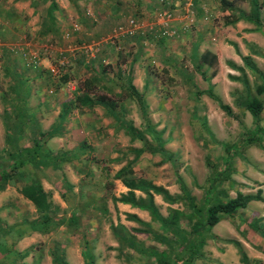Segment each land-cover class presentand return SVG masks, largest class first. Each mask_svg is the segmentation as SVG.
<instances>
[{
	"label": "crops",
	"instance_id": "0c3cea01",
	"mask_svg": "<svg viewBox=\"0 0 264 264\" xmlns=\"http://www.w3.org/2000/svg\"><path fill=\"white\" fill-rule=\"evenodd\" d=\"M12 1L13 0H11V2ZM25 1L27 3L25 5L26 8H24L23 11H21L22 4H20L21 6L13 5L17 2H12V4H8L7 6L5 5L4 9H1L0 15L3 14V17L0 16L2 21H0V24L5 25L7 28L12 26L18 27L17 25L21 24V27H24L23 30L27 32L30 28L26 24L30 22L31 24H34L35 29L37 30L36 34L39 35L38 37L55 38L60 35L63 38H67L68 35L66 30L61 32V26H63V24L60 20L61 17H64L66 11L70 12V2L74 3V1L77 2V0H60V2L58 0H52L55 3V8L52 11L54 16L53 26L55 30L53 32H47L43 35L41 33L39 34V29L42 25L41 23L46 22L45 15L49 0ZM33 1H37L38 4L36 6H29L32 5ZM64 1L65 3L68 2L69 6L67 3L65 4ZM137 3H143L144 8H147V6H149L148 4L151 2H149V0H135L136 8ZM183 3L184 1H181L180 3H177V5H172L175 7L173 8L175 20L172 23V26L175 29V35L172 36L174 39L171 40V43L162 44V51L166 50V55L162 58L165 59L163 61L171 63L174 59L180 61L181 59L186 58V56H189L188 59L191 61L190 64L194 67L196 64L198 65L199 55L204 51H208L215 55L216 65H219L221 61H224L225 63V61L229 60L235 65L242 66L241 56L248 55L250 58L259 56V54L254 50H258L257 46H264V37H258L257 32L260 33V31L255 30L257 32H254V30L249 29L252 27H250V21L248 19L239 18L234 22L228 23H225L226 20L212 21V19L209 18L211 17V13L208 9L207 2H205V9L195 5L191 8V12L186 11ZM36 10L39 11L37 12ZM227 10L228 9L220 11L227 13ZM80 14L83 16L86 14L84 11L83 13H76V16L79 17L78 19L82 22L85 16H80ZM89 14H91V17L87 16L86 18L90 19V22L93 23L95 15L93 12ZM236 15L238 16L237 13ZM36 17L38 18V21ZM141 20L143 23L145 22V20ZM76 27L80 28V25L73 22L72 29L75 30L77 29ZM18 31L20 30L18 29ZM142 31L149 33V35L152 34L150 33L151 31L144 28L139 30L138 34ZM154 32L157 36L159 35L164 38L157 28L154 29ZM4 35L10 36L11 33L6 32ZM1 38L3 37H0V82L3 83L4 89L0 90V156H3V158L6 159L4 163L6 168H8L9 164L11 166L12 160L16 157H20L23 164L20 169L21 176L8 180V182L0 190V208H3V216H0V219L2 218L7 220L12 217L9 216L10 211L16 212L14 211V195L12 193L16 191L14 183L22 180L24 182L23 184H25L28 182L26 179L31 176L36 177L43 190L48 193L50 201L52 203L54 202L60 211L56 214V217L59 219L65 218L69 220H72L74 216H78V218H80L81 214L79 209L82 211V206H85V208L86 206H91V209L98 214L97 217H102V223H104V220L109 221L107 223V228L102 225L98 229L101 232L104 228V230H102L103 235L107 234L112 237V241L110 240L107 245H110V249L114 251V257L117 255L119 257L118 259L126 261L125 264H143V260L146 257L150 258L143 255L141 251L143 247L151 246L156 247L158 250H161L164 247L162 244L152 240L146 233L132 231V227L141 228L143 225L134 220L127 219L124 213L134 214L139 220L143 222H150L148 212L137 207H132L129 203H122L119 201H115L113 203L111 201V196L118 197L120 193H124L127 190V188L122 185L120 179L113 178V173L122 166V147H114V150H112L111 145L113 143L110 142L113 137H116V140H118L120 142V146H122V127L120 126V122L122 120V101L118 102L116 105L119 109L118 114L117 111H115L118 118L116 116H112V114L108 111L107 102L100 101L96 103V100L92 99L94 98L92 97L93 92L88 93V97L92 99V103H90L92 105L90 107L87 105L75 106L73 103L69 110L64 113L62 109L67 107L71 100L73 102V95H79L83 89L75 86L71 81H65V83L60 84L62 86L57 89H54L51 86L48 87L47 85L33 86L32 84L29 87L25 84V81H27L28 78H26L24 83H22L19 72H21L23 68L20 69V67L18 70L14 69L13 66H15L16 62L20 66L21 64L24 66V62H26L28 66L31 65L33 68H37L39 66L37 68L39 70L38 72L41 74L45 72L47 74L48 70L46 69V66L49 61L51 62L52 57L42 56L38 58L36 52L31 49L30 40L23 39L17 42H5ZM225 38L230 41L224 43ZM143 43L146 44L148 41L145 40ZM144 49H146V47ZM27 51V55L23 54ZM134 51V54L130 56L126 55L124 63L125 69L122 68V75H126V78L128 76L136 91L142 93L144 87H142L143 83L140 81V74L143 70L139 62L142 56L145 57L148 54H152L154 51L151 50L148 53H143L137 49ZM156 51H158V47ZM31 52L34 53V56H32ZM8 53L10 56L6 55ZM79 53L85 56L80 50ZM14 56L21 57V61L18 59L19 57ZM91 56H94V54L92 53L85 56V60L83 58H79L84 67L87 66L85 65V62L91 61L89 58ZM30 57H35L38 61L37 64L30 62ZM63 57L64 56L60 58V62L62 60L64 61ZM225 66L228 68L223 72V77L227 80L224 89L226 90L229 86H231L232 88L234 87L235 90V87L238 85L234 82H238L239 84L241 83L239 80L229 78L228 75L237 76L239 75V72L230 68L226 63ZM211 67L212 66L203 64L200 71L206 72V70ZM85 71L86 75L89 74L87 78L95 74L93 69L92 73L88 69ZM64 72L65 71H63V73ZM79 72H81V70ZM262 72L264 73V71ZM28 74L32 75V73ZM48 75L51 77L50 74H47V76ZM206 78L207 76H205V79ZM207 79L209 84L205 83V89L203 88L202 91H206L208 88L213 90L215 86H218L217 81L221 79V76L219 72L212 71ZM35 80H38V78H35ZM126 85L127 83L123 89L125 88L127 90ZM232 88H230V90H232ZM121 90L122 84L120 88L117 87L116 91L120 92ZM92 91L95 90L93 89ZM214 94L217 95L220 100L223 99L221 93L219 94L222 98L217 94V92H214ZM226 96L228 97V94H226ZM231 99L234 100V96L231 97ZM232 100H223L224 102L222 100L221 101L230 106L233 115L231 106ZM211 101L214 102V100ZM244 111L250 120L253 121L249 112L245 109ZM102 114L104 115L102 116ZM260 114H262V111ZM205 117L208 122L207 114ZM57 124L60 126L58 127ZM100 125L102 126L100 127ZM54 126H57L56 133L51 136L46 135V132ZM104 126H106V128H104ZM33 141L36 142V145L32 144ZM252 152L255 154L257 164L263 165L259 168L260 171L258 172V176H256L258 178H253L257 182L254 189H251L254 191L237 190L242 193L253 194L257 189H260V195L264 198V155L262 153ZM34 155L36 160L31 161V158L34 157ZM232 156L235 155H231V158ZM117 157L119 161L118 166L107 173L103 163H100L106 158H110L108 160L110 161ZM185 158L188 159V162H184L182 169L189 168L191 170H196V162L191 165L189 163L190 157L185 155ZM231 161L233 160L231 159ZM219 163L223 164L222 158L218 164ZM231 164H235V162L233 161ZM2 166L0 167L2 168ZM196 167L200 168L201 166L199 165ZM176 177L180 176L177 175ZM181 180L187 187L190 195L194 196V193L191 192L190 188L192 181L188 179ZM151 182L156 185L163 186L167 192L173 196L180 194L177 180V185L174 186H167L164 182H155L154 180ZM204 187H206L205 184L200 186L199 198L203 196ZM220 187L222 189V183L220 184ZM217 193L218 194L216 196H220V198H222L221 192ZM134 194L136 197L144 196L138 190H134ZM234 194L232 196L228 195V197H233ZM78 199L79 201L82 199H88V202H91L90 199H92L93 202H83L82 206L78 208L76 205ZM25 200L31 204V202L26 198ZM100 200L102 203H99ZM160 201L168 207H172V204L174 203H167L162 200L160 195L153 194V202L157 206L158 212L162 216H165L167 214V210L166 212H162L159 209L158 202ZM69 208L70 211L68 212ZM172 208H176L177 210L182 209V207L179 208L178 206ZM23 219L25 218H22V220ZM255 219H257L259 224L264 228V202L251 200L247 203L246 207L239 210L235 216H222L218 222L209 228L207 233H204L206 238L202 246L197 248L198 255H195L188 250L185 251L189 255H194V259L188 264H243L239 260V253L236 246H234L231 242H225L226 239H234L239 242V245L247 258L246 264H264V236L260 235L258 231L249 226V223ZM90 220L92 221L97 219L95 216H92ZM76 221L74 223L71 222L69 226H78ZM117 222L125 227L124 236L128 239L133 237L136 241L133 244V248L128 246L129 241H124L120 247L118 241L113 237L109 225L111 223L116 224ZM98 224H89L87 230H85V235H83L82 232L84 230L77 227H71L70 231L72 233H70V235L72 236L79 235V231L81 237L85 236L88 243L91 244V251L95 256V264H97L95 250L97 251L100 249L99 243L96 244V236L97 234H100L99 231H97ZM63 225H66V223L60 224L57 227ZM151 225H153V223ZM3 226L7 225L4 224ZM8 226L10 227L9 229L8 227L0 229V239L5 238L7 234H13L11 231H16L12 224ZM26 227L28 229H26ZM215 227L218 228L217 231H215ZM188 228L189 227H187V229ZM17 230V234L20 236L18 246L21 251L17 249H15V251L12 250V256L16 255L15 252L23 253V256L21 255L23 259L26 256L25 253H27L25 249L22 250L26 240H28L31 236L36 237L37 235H47L51 232V230L47 232L32 231L30 230V226L25 223H23L21 227L18 226ZM0 243L4 242L0 241ZM118 244L122 250L121 254H119L117 249ZM4 246L6 250H9L11 247L10 244ZM62 246L64 247H62L63 250H66L67 253H69V258H71V260L72 253L73 257L79 260V264H82L80 252L84 248L83 242L79 246H73L71 244ZM193 250H195V247ZM122 253H124V256H122ZM150 260L153 261V258H150ZM49 264H52L50 255Z\"/></svg>",
	"mask_w": 264,
	"mask_h": 264
},
{
	"label": "rangeland",
	"instance_id": "374dc122",
	"mask_svg": "<svg viewBox=\"0 0 264 264\" xmlns=\"http://www.w3.org/2000/svg\"><path fill=\"white\" fill-rule=\"evenodd\" d=\"M58 1L60 2V0ZM223 1L231 3L232 7L237 9V12L239 11V13L241 12L243 15H247V17L249 16V0ZM12 2H17L13 5L18 6L22 4L21 11L26 8L25 5L27 2L25 0H13ZM12 2L11 0H0V13L5 5L12 4ZM149 2L151 3L148 4L149 6H147V8H144L143 3H137L136 8L135 0H77V2L74 1V3L70 2V6L68 2H66L70 12L66 11V14L64 17H61L60 21L63 24V26H61V32L66 30L68 35L67 38H63L60 35L56 36L57 38L38 37L39 35L36 34L37 30L34 24L30 22L26 24L30 28L27 32L23 30L24 27H21V24H18V27L12 26L8 28L0 24V33H3L0 34V37H3L1 39L5 42H17L23 39L30 40L31 49L36 52L38 58L42 56L52 57L46 69L51 64H59L60 58L64 56V63L63 65L60 64L61 70L59 76L53 78L49 77V75L47 76L49 73L46 74L43 72L41 74L38 72L39 70L37 68L39 66L33 68L30 63V66H28L26 62H24V66L22 64L20 66L16 62L13 68L16 70L20 67V69L23 68L22 71L19 72L20 80L24 83L26 78H28L25 84L29 87L33 84V86L47 85L48 87L51 86L57 89L62 86L60 84L65 83V81H71L75 86H79L82 80L87 79L89 75H86V69L91 73L92 69L94 71L100 70L101 78L95 82V91H92V97L103 96L105 102L115 105L114 107L117 114L119 113V109L116 105L118 102L122 101V118L130 121L131 124L140 131L142 137V140H130L129 136L122 130V146H120V142L116 140V137L110 140V142L113 143L111 145L112 150H114V147H122V165L133 156L132 152L129 150L130 148L141 147L144 144V140H148L150 143L154 144L153 138L147 130L148 128H144L145 120L140 116L135 100L128 95L125 88L123 89L127 83L126 75H122V68L125 69V57L126 55L130 56L134 54L135 49L143 53H148L151 50L154 51L155 53L153 52L145 57L142 56L139 62L143 70L140 74V81L143 83L142 87H144L142 94L144 95L147 106V120L153 129L160 133L159 137L163 141V151L159 153L143 152L132 164L134 176L143 177L150 181L164 182L167 186H174L177 185L176 176L179 175L183 180L188 179L192 181L190 187L191 192L194 193L193 197L195 200L199 201L202 198H199L200 186L207 182L212 170H224L222 173L218 172L220 176H224V174L230 170L231 182L225 181L222 183V188L225 189L227 196H232L237 189L242 191H254L251 189H254L257 182L253 178H258L256 176H258V172L260 171L259 168L263 165L257 164L255 154L252 151L264 155V140H261L260 143H247L246 138L250 137L252 131H254V122L247 116L244 108L237 105L236 101L231 99L233 96L236 100L243 98L245 96V89L241 81H239L241 84L234 82L238 85L235 87V90L234 87L232 88L231 86L226 90L224 89L227 80L223 77V72L228 68L225 66L224 61H221L219 65L214 64L215 66L213 65L210 69H207L205 76L208 78L212 71L220 73L221 79L217 81L218 86H215L212 91L217 92L221 98L223 96V99H221L222 101L232 100V116L226 115L216 106V102L211 101L212 99L208 98L205 92L202 91L205 87V83L209 84V81L207 78L205 79L200 76L201 73L199 69H195V67L191 66V61L188 59L189 56H186V58L180 61L174 59L172 61L173 63L163 61L165 59L162 58L166 55V50L162 51V44L171 43V40L174 39L173 37L162 38L159 35L158 37L154 32L155 26L152 27V30H149L151 31L150 33L155 36L152 34L149 35V33H145V31H142L140 34L137 32L132 36L118 34L120 31L118 27L125 25V20L129 16L145 20L144 29H147L146 25L154 22V14L162 6L158 0H149ZM206 2L211 13V17L209 18L212 19V21L229 19V16H227L229 13L228 10L227 13L220 11L224 10L221 0H206ZM256 2L258 4L260 23L256 25L254 22H250L249 25L252 28L249 29L254 30V32H257L255 30L260 31V33L257 32V35L261 38V36L264 37V0H256ZM177 3H180V0H171L169 6L172 12L173 8H175L172 5H177ZM37 4V1H33L32 5L29 6H36ZM36 11L38 12L39 10ZM78 11L80 13L84 11L86 14L84 15L85 17L80 14V16L84 17L82 22H80L78 19L79 17L76 16V13H79ZM92 12L95 15L93 23L90 22V19L86 18L87 16L91 17L89 13ZM0 16L3 17V14ZM73 22L79 24L80 28L76 27L77 29H72ZM18 29L21 32L18 31ZM6 32H10L11 35L5 36L4 34H6ZM74 35L76 36L73 37ZM145 40H147L148 43H143ZM92 41L99 42V49L93 53L94 56L89 57L91 61L85 62L87 66L84 67L79 58L85 60L86 57L79 53V46L87 45ZM229 41L230 40L226 38L224 39V43ZM145 47L146 49H144ZM157 47L158 51H156ZM257 48L258 50L255 49L254 51L262 58L255 56L251 59L255 65H257L258 69L264 71V46H257ZM6 55L10 56L9 53ZM20 58L21 57L18 59L21 61ZM80 70L81 72H79ZM63 71L65 72L63 73ZM244 71H246L245 73L248 79L250 92L253 94L254 87L259 83V79L250 72L247 67H244ZM232 72L235 73L234 71ZM28 73H32V75ZM64 77L66 78L65 81H63ZM35 78H38V80H35ZM121 84L122 90L120 92L116 91L117 87L120 88ZM230 88H232V90H230ZM3 89V83L0 82V90ZM219 93H221L222 96ZM226 94H228V97ZM258 97L261 99L264 106V94ZM206 114L208 116V122L206 121ZM103 115L104 114H102V116ZM258 123L264 127V107ZM101 126L102 125H100V127ZM104 128H106V126H104ZM262 133L264 134V131H262ZM233 154L235 156L231 158ZM185 155L190 157L189 163L191 165L196 162V166L200 165L201 167L197 168L195 166L196 170H191L189 168L182 169L184 162H188ZM205 155L209 158L208 160L211 167L204 164ZM221 158L223 164H218ZM109 159L106 158L100 163H103L107 173L117 167L119 163L118 160L115 161L116 158L108 161ZM231 159L235 164H231L233 162ZM2 162H4V160H2ZM23 183L22 180L14 183L16 191L12 193L14 195V211L16 212L10 211L9 216L12 217L7 220L0 219V229L4 227H8L9 229L10 227L8 225L11 224L17 229L18 226L21 227L23 223H25L22 218L28 221L36 217L37 214L34 212L33 206L18 192L19 187L22 186ZM82 200H77L76 205L78 208L86 201ZM158 203L159 209L162 212H166L168 206H165L161 201ZM176 206L179 208L181 207L179 202L172 204V207ZM69 211L70 208L68 209V212ZM79 211L81 216L76 221L78 226L63 225L52 230L47 235L31 236L24 242V248L22 250L25 249L27 252L24 259L21 256H12L11 252V256H9L10 263L49 264L48 253L50 247L54 243L58 242L61 247H63L62 245L65 246L68 244L73 246L81 245L82 237L80 231L79 235L72 236L70 235L71 227L84 230L82 231L83 235H85V230H87L88 225L91 223H99L97 229L102 225L107 228V223L109 221L104 220V223H102V217H97L98 214L91 209V206H86V208L82 206V211L80 209ZM59 212L60 211L55 208L53 215L57 216L56 214ZM0 216H3V208H0ZM92 216H95L97 220L91 221L90 218ZM4 224L7 226H3ZM152 226L156 228L157 224L153 223ZM26 229L28 228L26 227ZM102 230H104V228ZM102 230L100 232L98 229L97 231H99L100 234L96 236V244L99 243L100 247L99 250H95L97 264H125L126 261L118 259L119 257L117 255L114 257V251L110 249V245H107L110 240L112 241V237L107 234L103 235ZM217 230L218 228L215 227V231ZM11 233L13 234H7V236L1 238L0 241H3L4 244H10L11 249L21 251L18 246L20 236L17 234V231H11ZM89 246L91 247L90 243ZM1 255L0 253V257ZM64 257L66 258L67 264H79V260L75 259L72 253V260L69 258V253H67L66 250H64ZM144 261L146 260L144 259L143 262Z\"/></svg>",
	"mask_w": 264,
	"mask_h": 264
},
{
	"label": "trees",
	"instance_id": "16d2710c",
	"mask_svg": "<svg viewBox=\"0 0 264 264\" xmlns=\"http://www.w3.org/2000/svg\"><path fill=\"white\" fill-rule=\"evenodd\" d=\"M221 4H223L222 8L229 10V14L227 16H229L230 19H226L225 23L234 22L239 18H246L250 22H254L256 25L260 23L258 4L256 0H249L250 14L248 17L247 15H243L241 12L239 13V11L237 12V9L232 7L231 3L229 2L221 0ZM54 8L55 3L52 0H49L45 15L46 22L41 23L42 25L39 29V34L41 33L43 35L47 32H53L55 30L53 26L54 16L52 14ZM236 13L239 15L237 16ZM241 60L242 66L235 65L231 61H225V63L230 68L239 72V75L237 76L228 75L231 79L241 81L243 88L245 89V96L239 100L234 98V100L236 101L237 105L243 107L249 112L254 122V131H252L250 137L246 138V141L247 143H260L261 140H264V134L262 133V131H264V127L258 123V120L264 106L258 96L264 94V73L258 69L250 56H241ZM215 62V55L208 51H204L199 55L198 65L196 64L194 67L200 71V68L203 64H206L207 66H213ZM244 67H247L249 71L259 79V83H257L254 87L253 94L250 92ZM200 73L201 76L205 78V72L200 71ZM100 76L101 73L100 70H98L95 71V74L91 75L89 78L84 79L80 86H78L79 88H82L83 91L79 95L74 94L73 102L71 100L69 105L62 109V111L64 113L67 112L73 103L75 106L87 105L90 107L92 105L90 104L92 103V99L96 100V103L105 101L103 96H97L92 99L88 97V93L92 92L95 82L101 78ZM63 79V81L66 80L65 77ZM126 79L127 93L129 96L135 99L140 116L145 120L144 128H148L147 130L150 132L154 144L150 143L148 140H144V144L141 147H133L129 149L133 154L132 158L126 161L124 165H122L113 173V178L120 179L122 185L125 186L127 190L124 193H120L118 197L111 196V201L113 203L115 201L129 203L132 207H137L148 212L150 216V222H143L139 220L134 214L124 213L127 219L134 220L143 225L141 228L132 227V231L146 233L152 240L162 244L164 247L161 250L151 246L143 247L141 250L143 255L153 258V261H151L150 258L146 257V261H144L143 264H188L194 259V255H189L185 251L188 250L191 253L198 255L197 248L202 246L206 238L204 233H207L209 228L218 222L222 216L233 217L238 213L239 210L245 208L249 201L256 200L264 202V198L260 195V189H257L253 194L242 193L241 191L237 190L235 191L233 197H228L225 189H221L220 184L225 181L231 182L232 179L230 177V170L227 171L224 176L219 175V173L224 172V170H212L207 182H205L206 187H204L203 196L199 201H196L195 198L190 195L187 187L180 177H176L180 194L173 196L169 194L163 186L156 185L149 179L134 176L132 164L143 152L159 153L163 151V141L159 137L160 133L153 129L147 120V107L144 100V95L141 92L136 91L134 86L131 84L129 77ZM204 92L209 98L216 102L220 110H222L226 115L232 116L230 106L223 103L219 97L212 92L211 88H208ZM107 104L108 111L112 114V116H116L118 118L117 114L115 113V105L113 103ZM57 126L59 127L60 125L57 124ZM57 126L50 128L46 132V135L51 136L56 133ZM120 126L126 135L129 136L130 140H142L140 131L136 129L130 121L122 118ZM32 144L36 145V142L33 141ZM15 159V161L12 160L13 165L11 164L10 166L9 164L8 168H6V165L4 164L6 159H4L3 156H0V166L4 164L2 168L0 167V190L4 187L8 180L21 176L20 169L22 167L23 161L20 157H16ZM208 159L209 158L205 155L204 162L211 167ZM2 160H4V162H2ZM34 160H36L35 155L31 158V161ZM116 160H118V157L115 159V161ZM26 181L28 182L20 186L18 192L31 202L32 206L34 207V212L37 214L36 217L28 221L23 219V222L30 226V230L39 232H47L49 230L52 231L60 224L66 223L65 226H69L71 222L74 223L78 219V216H74L72 220L65 218L59 219L58 217L54 216L53 214L55 208L56 210H58V208L56 204L50 201L48 193L43 190L39 180L36 177L31 176L30 178L26 179ZM134 190L140 191L144 196L136 197ZM217 192H221L222 198H220V196H216L218 194ZM153 194L160 195L163 201L170 204L179 202L182 209L177 210L176 208L168 207L167 214L162 216L158 212L157 206L153 202ZM87 200L85 201L86 203L93 202L92 199H90L91 202H88ZM99 203H102V201L100 200ZM152 223H156L157 227L154 228L151 225ZM249 226L258 231L260 235L264 236V228L259 224L257 219L252 220L249 223ZM109 227L113 237L120 244V247L124 241H129L128 246L132 248L134 247L133 244L136 241L133 237L128 239L124 236L125 227L123 225L117 222L116 224L111 223ZM187 227L189 228L187 229ZM16 231L18 230L16 229ZM82 242L84 247L80 252L82 264H95L94 253H92L91 247L89 246L85 236L82 237ZM225 242H231L234 246H236L239 253L240 262L246 264L247 258L242 251L239 242L234 239H226ZM119 244L117 249L119 254H121L122 250L119 247ZM4 245L7 244L0 243V253L2 254L0 257V264H11L9 256H11L12 250H15L11 249L10 246V249L6 250ZM194 247L195 250H193ZM63 251V248L58 242L54 243L50 247L49 255L51 257L52 264H67ZM15 254L16 256H23V253L15 252ZM122 256H124V253H122Z\"/></svg>",
	"mask_w": 264,
	"mask_h": 264
},
{
	"label": "built area",
	"instance_id": "2783aa9c",
	"mask_svg": "<svg viewBox=\"0 0 264 264\" xmlns=\"http://www.w3.org/2000/svg\"><path fill=\"white\" fill-rule=\"evenodd\" d=\"M181 1H184L183 5L185 6L187 12H191V8L195 5L199 6L202 9H205L206 0H180V2ZM158 2L162 7L155 12L153 20L154 22L150 23L149 25H146L147 29L152 30V27L155 26L163 37H172L175 35V29L172 26V23L175 20V16L169 6L171 4V0H158ZM144 26L145 24L142 22L141 19L130 16L126 18L125 25L118 27V29L120 30L118 34L132 36L139 30H141ZM98 49L99 42L96 41H92L87 45L79 46V50L84 53L85 56L96 52ZM28 51L23 54L27 55ZM31 54L32 56H34V53L31 52ZM29 61L34 62L35 64H37L38 62L35 57H30ZM63 63L64 61L62 60L59 64H51L47 68L48 73L51 77H58L61 70L60 64L63 65Z\"/></svg>",
	"mask_w": 264,
	"mask_h": 264
}]
</instances>
